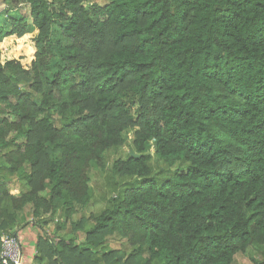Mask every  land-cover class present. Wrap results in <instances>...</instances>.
<instances>
[{
  "label": "trees",
  "instance_id": "1",
  "mask_svg": "<svg viewBox=\"0 0 264 264\" xmlns=\"http://www.w3.org/2000/svg\"><path fill=\"white\" fill-rule=\"evenodd\" d=\"M2 1L30 20L0 23V235L39 230L32 264L264 254V0ZM92 168L121 186L85 216Z\"/></svg>",
  "mask_w": 264,
  "mask_h": 264
},
{
  "label": "rangeland",
  "instance_id": "2",
  "mask_svg": "<svg viewBox=\"0 0 264 264\" xmlns=\"http://www.w3.org/2000/svg\"><path fill=\"white\" fill-rule=\"evenodd\" d=\"M99 4L103 5L105 4V0H99ZM21 17L29 18V8L23 7L18 9H10L2 0H0V23L4 29L9 28V21L11 19H19ZM34 32L33 30H30L28 35L24 37L21 41V46L24 50H26L29 53H32L33 48L30 44V38L33 36ZM126 148L120 149L118 152H108L107 159L108 164L110 166L111 161L116 157H123V154L125 153ZM152 161L156 162L158 165L155 166V176L156 178L162 179L165 178L170 174V168L166 169L165 164H163L161 161L156 159L155 156L152 155ZM98 171V170H97ZM110 175L109 172H102L100 174L96 172V168H92L90 172V185L92 189V197L93 202L91 205H89L84 211L83 214L85 216H88L90 213H99L105 208L109 206V202L111 198H114L118 194V189L121 186V183H116L113 180L109 179L107 176ZM18 185L22 184V182L19 180V178H16ZM19 180V181H18ZM119 180V179H118ZM21 186V185H20ZM11 194H16V190L13 189L10 192ZM26 231H33L37 230L32 227L31 224H28L25 226ZM82 241V240H81ZM32 242H28L25 244L28 245L30 249L33 248V245H31ZM112 247H114L115 243H110ZM22 246V253L25 256H29V252H31L28 248H25ZM29 251V252H28ZM264 258V254L262 251H259L257 249H250L247 253L243 255H238L235 261V264H254L253 260H261Z\"/></svg>",
  "mask_w": 264,
  "mask_h": 264
},
{
  "label": "built area",
  "instance_id": "3",
  "mask_svg": "<svg viewBox=\"0 0 264 264\" xmlns=\"http://www.w3.org/2000/svg\"><path fill=\"white\" fill-rule=\"evenodd\" d=\"M1 251L0 263L1 264H25L23 262V255L19 240L9 234L0 235Z\"/></svg>",
  "mask_w": 264,
  "mask_h": 264
},
{
  "label": "crops",
  "instance_id": "4",
  "mask_svg": "<svg viewBox=\"0 0 264 264\" xmlns=\"http://www.w3.org/2000/svg\"><path fill=\"white\" fill-rule=\"evenodd\" d=\"M18 194H19V191L16 190V194H13V195H18ZM14 230L17 231V235H18V237H19V239L22 242L24 247H25L26 243L32 242L31 243V245H33L32 249H30L28 247V245H26V247H25V248H28L31 251V252L28 251L30 255L29 256H25V260H26V262H28V264H32V260H33V257L35 255V252H36L34 243H35V240H36L37 236L41 232L39 230L26 231L25 227L23 226V223H21V225L19 227L15 228Z\"/></svg>",
  "mask_w": 264,
  "mask_h": 264
},
{
  "label": "clouds",
  "instance_id": "5",
  "mask_svg": "<svg viewBox=\"0 0 264 264\" xmlns=\"http://www.w3.org/2000/svg\"><path fill=\"white\" fill-rule=\"evenodd\" d=\"M4 234H7V233H4ZM9 235H10V234H9ZM11 236H14V235H11ZM14 237H16V238L19 240L20 245H21V251H22V246H23L22 242L20 241L18 235L14 236ZM0 243H1V242H0ZM22 255H23V253H22ZM23 262H24L25 264H28V262H26V260L24 259V255H23ZM0 264H1V263H0Z\"/></svg>",
  "mask_w": 264,
  "mask_h": 264
}]
</instances>
